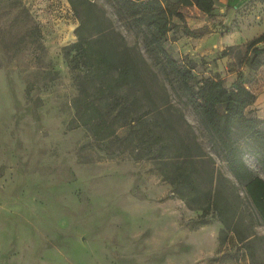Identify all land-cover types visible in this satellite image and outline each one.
<instances>
[{
    "label": "rangeland",
    "instance_id": "374dc122",
    "mask_svg": "<svg viewBox=\"0 0 264 264\" xmlns=\"http://www.w3.org/2000/svg\"><path fill=\"white\" fill-rule=\"evenodd\" d=\"M91 1L143 52L110 0ZM182 11L185 21L174 18L166 47L194 61L195 81L240 80L255 93L264 65L248 64L247 45L264 34V0H219L210 15L196 5ZM79 23L71 0H0V264H251L236 234L214 213L202 218L201 209L189 207L153 160L105 148L87 127L70 126L78 91L65 53ZM168 90L224 176L235 181L183 92ZM261 109L254 104L248 111L257 116ZM246 161L264 178L253 156ZM235 183L241 216L263 237L257 251L264 261V222Z\"/></svg>",
    "mask_w": 264,
    "mask_h": 264
},
{
    "label": "trees",
    "instance_id": "16d2710c",
    "mask_svg": "<svg viewBox=\"0 0 264 264\" xmlns=\"http://www.w3.org/2000/svg\"><path fill=\"white\" fill-rule=\"evenodd\" d=\"M110 1L141 38L143 52L128 44L97 3L71 0L80 23L77 39L65 53L78 91L70 126L87 127L105 148L129 149L137 159L153 160L178 197L201 209L202 218L214 213L244 245L251 264H264L257 251L263 237L241 216L242 198L235 183L245 188L264 222V178L246 161L249 154L264 168V118L248 111L257 95L240 80L232 86L221 77L195 81L194 61L176 58L166 47L174 18L185 21L183 7L196 5L210 15L219 0ZM262 41L264 34L247 45L253 51L248 62L252 67L264 65V47L258 45ZM168 85L183 92L235 181L224 176L198 140L185 113L172 102Z\"/></svg>",
    "mask_w": 264,
    "mask_h": 264
},
{
    "label": "crops",
    "instance_id": "0c3cea01",
    "mask_svg": "<svg viewBox=\"0 0 264 264\" xmlns=\"http://www.w3.org/2000/svg\"><path fill=\"white\" fill-rule=\"evenodd\" d=\"M259 30L263 31L264 30V25H261V27H259ZM262 45L264 46V42L262 43ZM261 70H260V74L262 73ZM263 72H264V69H263ZM258 83H259V87L258 88H257L256 81L252 84V86H255L257 88V90H255V93L257 94V99L254 102V104L257 107L262 108L259 112H257V116L260 117V118H264V75H263V80L262 79H260V80L258 79ZM245 85L249 88V85L247 83Z\"/></svg>",
    "mask_w": 264,
    "mask_h": 264
}]
</instances>
